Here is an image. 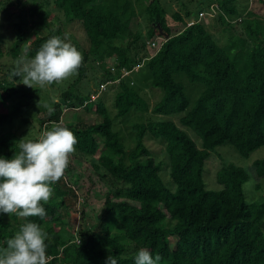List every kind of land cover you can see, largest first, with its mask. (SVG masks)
<instances>
[{"label":"trees","instance_id":"1","mask_svg":"<svg viewBox=\"0 0 264 264\" xmlns=\"http://www.w3.org/2000/svg\"><path fill=\"white\" fill-rule=\"evenodd\" d=\"M6 1L9 6L19 4L17 0ZM252 1L257 5L260 0ZM235 2L208 0L226 31L241 16ZM52 3L65 16V23H80L85 38V45L78 43L84 55L83 65L77 79L62 93L61 101L42 106L46 115L40 119L32 116L34 96L40 95L38 88L30 91L16 85L14 81L20 77L0 80V129H7L0 135V157L11 159L19 151L18 141L23 138L10 128L18 122L29 125L30 117L40 129L45 125L46 130H51L53 124L67 127L78 143L64 176L51 185L54 192L43 205L47 213L43 220L0 213V248L6 247V240L23 223L32 221L48 233V264H106L109 255L117 264H135L141 248H147L153 258L160 255L159 264H264V198L249 202L244 191L250 179L256 189L260 187L264 159L253 162L250 172L234 164L220 166L214 177L218 189H208L204 180L211 152L217 147L228 144L247 157L264 146L262 26L246 20V37L230 34L228 43L220 46L198 16L187 26L185 18L193 16L187 9L184 17L172 13L174 22L182 25L173 33L166 24V10L160 0ZM201 7L199 1L198 13ZM141 8L148 21L146 38L165 37L151 56L143 54L144 40L131 30L132 19ZM23 14L18 13L15 39L7 51L16 60L21 54L34 57L53 35L62 39L60 19L41 3H34L28 12L32 22L29 29L23 26ZM31 30L37 31L31 34ZM3 44L0 38V56L5 53ZM94 60L101 62L102 82L111 86L117 83L113 117L103 99L92 102L75 90L87 63ZM111 61L112 66H107ZM139 65L148 87L162 92L152 107L135 84L138 77L135 83L130 78L133 68ZM12 70L7 71L9 77ZM125 73L128 77H124ZM179 75L203 87L190 110ZM63 106L93 113L98 121L63 125ZM149 111L152 116L131 126L133 147H129L124 134L115 128V121L123 122L134 113ZM178 114H182L178 125L160 119ZM183 128L190 129L198 141ZM146 138L161 142L163 159L157 160L144 144ZM162 172L168 176L167 184ZM78 188H85L87 196L93 197L92 190L98 198L101 196L96 222L88 218L85 207H77Z\"/></svg>","mask_w":264,"mask_h":264},{"label":"rangeland","instance_id":"2","mask_svg":"<svg viewBox=\"0 0 264 264\" xmlns=\"http://www.w3.org/2000/svg\"><path fill=\"white\" fill-rule=\"evenodd\" d=\"M15 0H13L14 2ZM19 1V4L17 6H9V1L6 0H0V38L3 40L4 44L2 46V50L5 51V53L0 56V80H10L11 78L7 75L8 69H13L16 65L17 60L14 59V57L11 54H7V51L9 50L10 46L12 45L13 40L15 39L14 36V30L15 25L19 22V15L21 11H23L22 19L24 21V27L26 29H29L31 27V20L28 17V12L31 10L32 5L34 3H41V5L48 10L53 16H56L60 19V30L62 34V39L65 42H68L75 46L78 51L81 53L83 52L81 47L78 45V43L84 44V34L81 29L80 23L73 22V23H65L64 19L65 16L61 11H58L55 6L52 3V0H17ZM199 1H202V7L201 9L203 12V16H200V13H198L197 10V3ZM160 3L162 7L166 10V24L169 28L172 29L173 33H176L177 31L181 30L182 25L177 24L174 22L172 18V13L177 12L181 13V16L184 17V11L190 10L193 12V16L191 18H185V22L187 24H191L192 22L197 20V16L201 19V23L204 24L207 31L213 36V38L216 40L218 45L225 46L228 41L230 34L232 37H246L245 33V26H246V20L248 21H257L259 25L262 26V29L264 30V0H260L257 5L253 4L252 0H237L236 6L238 8L239 18L236 20L238 22L237 24L231 25V29L224 30L223 26L219 24L218 20H216V15H214V11L212 9V6L210 4L208 5V0H160ZM144 7V5H143ZM142 7V8H143ZM142 8L141 10L138 9L137 16H135L132 19L131 24V30L133 32H136L141 35V39L144 40L146 51L143 53H147V55L151 56L153 55L156 50L161 46V43L164 41L165 37H155L154 39H148L146 38V32H147V25L148 21L146 20L145 16L142 14ZM199 20V19H198ZM54 22V20H52ZM36 28V27H35ZM31 28V29H35ZM37 30H31V34L36 33ZM127 41V39H125ZM124 41V43H125ZM152 41L154 42V45H152ZM148 42V43H147ZM122 45L124 44L123 42ZM25 54H21L23 56ZM83 55V53H82ZM18 57V58H20ZM84 60V55H83ZM101 62L99 60H94L92 62L87 63L86 71L84 74V77L80 80V82L75 86V90L80 95H87L89 99L93 101H97L100 98L103 99V102L105 103L109 114L111 117L115 114L114 110V94L116 91V85L117 83H113L112 87L110 83L108 82H102V69H101ZM107 66H112V61L106 63ZM92 67V68H91ZM145 75L144 71H140V65L135 66L133 68V74L130 75V78L132 79V82L135 83L134 79L137 76L138 81L135 83L140 90V92L143 94V96L148 100V103L150 107L154 105L158 100H160L162 96V92L159 89H152L148 87V85L144 82L143 76ZM78 73L74 74L67 80L53 83L51 85H47L43 88H41L38 85L33 84L32 87H28L23 83V81L20 79L18 82L14 81V83L18 86L24 87L30 91L33 89L38 88L40 90V95L34 96V108H33V115L36 118L40 119L43 118L46 114L44 111H42V106H45L47 104L45 103H51L53 101H61V95L62 93L69 87L72 82H74L77 79ZM124 77H128V74H124ZM179 81H181L185 86V93L187 94L189 98V109L190 110L194 104L198 96L203 90V87L198 83H191L188 81V79L184 75H179L177 77ZM129 80V79H128ZM133 83V84H134ZM43 103L44 105H42ZM62 113H61V119L63 122V125H71V124H78V123H84L86 125L92 124L97 122V116L93 113H86L82 111L80 108H75L73 110H68V108L62 107ZM34 110L36 111L34 113ZM149 116H152V113L149 111L147 114H139L134 113L131 117L127 118L126 120H123V122L115 121V128H118L121 130L122 134L125 136L126 144L129 147H133V141L131 132V126L135 122L139 121H145ZM182 116V114L178 115H172L169 117H161V120H171L172 122L176 123L178 125V119ZM34 118L30 117V124L29 125H22L19 122L16 123L11 130L16 132L20 138H37L39 139L40 135L46 130L45 125L39 128L38 124H36L35 121H33ZM7 129H0V135L6 131ZM187 132V134L195 141H198L195 134L188 128H183ZM144 144L151 150V152L154 155H157V160L163 159V154H161V149L163 145L161 142L146 138L144 140ZM212 158L210 161H208L206 166V177H204V180L207 184V188L210 190L218 189V186L215 184V173L217 169L224 165V164H234L237 167H240L247 172H250L249 169L252 166L253 162L256 160L264 159V146L260 147L259 149L252 152L249 156L243 157L241 156L234 147L231 145H223L217 147L213 152H211ZM101 173H104L103 170L100 171ZM161 177L164 180V182L167 184L168 176L166 172L161 173ZM253 181L252 179H250ZM249 180V181H250ZM108 186L111 185L108 178L105 179ZM246 185V184H245ZM244 185V191L246 195V199L249 202H261V200L264 198V179L260 183V187L256 189L254 187V181L252 184L248 185L247 188H245ZM84 187V186H83ZM93 197L87 196L85 188H78L77 190V207L79 209L85 207V210L87 211L86 215L89 219L93 218V221L96 222L98 220V212L101 209V196L98 198V195L94 190H92ZM87 197V198H86ZM98 198V200H96ZM92 201H94L92 203ZM98 201V203L96 202ZM79 222V221H78ZM79 228L81 227L82 223L81 220L79 222ZM90 225V224H89ZM171 243H174V240H171Z\"/></svg>","mask_w":264,"mask_h":264},{"label":"clouds","instance_id":"3","mask_svg":"<svg viewBox=\"0 0 264 264\" xmlns=\"http://www.w3.org/2000/svg\"><path fill=\"white\" fill-rule=\"evenodd\" d=\"M82 65V53L60 36L53 35L34 57L25 54L19 58L10 78L20 77L28 87L33 88L35 84L43 88L67 80ZM18 142L19 151L11 159L0 157V213L43 220L47 216L43 205L54 192L51 185L64 176L78 140L67 127L53 124L39 139L24 138ZM252 183L246 182L245 188ZM47 239L48 233L40 224L26 221L6 240V247L0 248V264H48ZM161 259L160 255L153 258L147 248H141L136 253L135 264H159ZM106 264H117V260L109 255Z\"/></svg>","mask_w":264,"mask_h":264},{"label":"built area","instance_id":"4","mask_svg":"<svg viewBox=\"0 0 264 264\" xmlns=\"http://www.w3.org/2000/svg\"><path fill=\"white\" fill-rule=\"evenodd\" d=\"M200 16H203V12L200 13ZM187 26H189V24H187ZM152 45H154V42H152ZM127 74V73H125Z\"/></svg>","mask_w":264,"mask_h":264}]
</instances>
